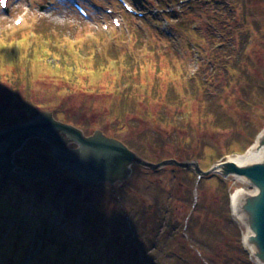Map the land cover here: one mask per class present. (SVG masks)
Here are the masks:
<instances>
[{
  "label": "rangeland",
  "instance_id": "374dc122",
  "mask_svg": "<svg viewBox=\"0 0 264 264\" xmlns=\"http://www.w3.org/2000/svg\"><path fill=\"white\" fill-rule=\"evenodd\" d=\"M124 1L142 17L116 0H9L0 9V128L48 110L144 160L195 162L204 174L134 165L123 183L95 190L70 173L0 180V213L7 207L21 223L0 221V249L16 254L7 264H259L230 201L254 188L210 169L264 127V0ZM123 77L137 83L134 99ZM50 151L33 140L16 160L44 167Z\"/></svg>",
  "mask_w": 264,
  "mask_h": 264
},
{
  "label": "water",
  "instance_id": "95a60500",
  "mask_svg": "<svg viewBox=\"0 0 264 264\" xmlns=\"http://www.w3.org/2000/svg\"><path fill=\"white\" fill-rule=\"evenodd\" d=\"M32 139L52 146V158L57 161L56 169L38 171L20 168L14 163L15 155ZM70 145L76 148L71 149ZM255 145L264 151V129L254 141ZM243 156L234 155L217 163L210 171H216L224 178L234 176L242 179L254 188L253 194L237 192L239 196L234 211L248 229L249 234L245 238L247 246L251 248L256 261L264 264V156L261 161L247 165H237L232 161V158ZM133 165L153 171L176 166L192 170L198 175L203 174L195 162L165 160L153 164L144 161L122 142L100 131L85 136L80 129L55 120L51 112H41L25 123L0 129V177L4 182L23 185L29 180L69 171L82 185L91 189L100 183H123L129 178Z\"/></svg>",
  "mask_w": 264,
  "mask_h": 264
},
{
  "label": "trees",
  "instance_id": "16d2710c",
  "mask_svg": "<svg viewBox=\"0 0 264 264\" xmlns=\"http://www.w3.org/2000/svg\"><path fill=\"white\" fill-rule=\"evenodd\" d=\"M43 38H50L49 40L51 41L53 38H54V36H52V35H50L48 32H46V34L44 35V37ZM36 43H39L38 45H36V46H39L40 47V42H36ZM66 47V46H65ZM75 49H76V47H75ZM79 50H81V52L80 53H86L87 52V48L86 47H82V48H80ZM55 53H57L56 51H54ZM62 55V54H61ZM88 56H92L96 61H97V63H99V65L101 66L102 64H101V62L100 61H103V60H105L104 58H99L97 55H96V53L94 54V53H91V52H89L88 53ZM61 57H63L64 59H65V57L62 55ZM125 59H129L131 62H133L132 61V59L131 58H129V57H126ZM129 60H125V62L124 63H127V62H129ZM61 64H62V68L63 69H65L66 70V68H74V67H76V66H74V63L73 62H70V63H67V62H64L63 60L60 62ZM236 65H237V63H236ZM127 66H129L127 69H134V67L130 64V65H127ZM106 67H107V65H106ZM151 69H152V72H153V74L155 75V71H158L157 70V68L155 67V66H153V68L151 67ZM163 74H161V73H159L158 74V76H155V78H154V80H156V82H155V84H150V87L148 88V90L149 89H152V91L154 92V93H151L152 95H153V97H155L157 94H155V93H157L156 91H158V89H159V86L157 85V82H158V84L160 83L159 82V79L161 78V76H162ZM206 80L207 79H203V81H202V83L201 84H199V86L201 85V86H203V85H205V82H206ZM130 81V79H127V78H125V77H123V81H122V83H123V86H122V88L125 86V85H129V87H128V89H126L127 90V94H128V96L129 95H131V96H129L128 98L129 99H134L135 97H136V91H135V85H137V83L135 84V82L134 83H130L129 82ZM197 87H198V84H197ZM203 115V114H202ZM219 118H220V116L219 115H216L215 116V120H214V124H216V123H219L218 121H219ZM67 121V120H66ZM67 122H70V123H72V124H74V125H77L78 123L77 122H73V121H67ZM82 127H84V126H82ZM259 132V131H258ZM257 132V133H258ZM256 133V134H257ZM255 134V135H256ZM255 137V136H254ZM252 142H253V140H252ZM234 153H238L237 151H234ZM216 179H217V177H216ZM4 212H6L7 213V207L6 208H4ZM2 217V216H1Z\"/></svg>",
  "mask_w": 264,
  "mask_h": 264
},
{
  "label": "bare ground",
  "instance_id": "6f19581e",
  "mask_svg": "<svg viewBox=\"0 0 264 264\" xmlns=\"http://www.w3.org/2000/svg\"><path fill=\"white\" fill-rule=\"evenodd\" d=\"M263 156L264 151L262 149H258L255 145L243 157L232 158V161L237 165H247L261 161ZM238 196V193L232 195V203L234 207L237 206Z\"/></svg>",
  "mask_w": 264,
  "mask_h": 264
},
{
  "label": "flooded vegetation",
  "instance_id": "af4514ba",
  "mask_svg": "<svg viewBox=\"0 0 264 264\" xmlns=\"http://www.w3.org/2000/svg\"><path fill=\"white\" fill-rule=\"evenodd\" d=\"M84 133V135L85 136H88V135H90L89 133H86V132H83ZM50 148V147H49ZM50 150H51V148H50ZM56 166V163L55 162H53V161H45V166H44V168H42L43 166H38L37 168H40V169H50V168H53V167H55ZM47 167V168H46Z\"/></svg>",
  "mask_w": 264,
  "mask_h": 264
},
{
  "label": "snow or ice",
  "instance_id": "6c2138e0",
  "mask_svg": "<svg viewBox=\"0 0 264 264\" xmlns=\"http://www.w3.org/2000/svg\"><path fill=\"white\" fill-rule=\"evenodd\" d=\"M17 23H19V22H17Z\"/></svg>",
  "mask_w": 264,
  "mask_h": 264
}]
</instances>
